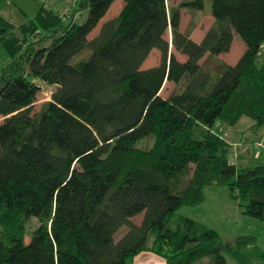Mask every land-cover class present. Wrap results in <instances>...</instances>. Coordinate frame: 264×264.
<instances>
[{"label": "trees", "instance_id": "trees-1", "mask_svg": "<svg viewBox=\"0 0 264 264\" xmlns=\"http://www.w3.org/2000/svg\"><path fill=\"white\" fill-rule=\"evenodd\" d=\"M116 1L79 0L81 24L46 4L22 22L0 14L11 57L0 84V264H127L146 250L167 264H228L226 252L264 264L255 237L226 249L216 230L178 215L225 185L264 222V163L236 164L214 130L244 118L256 136L264 126V0H211L201 43L181 31V9L203 10L204 0L171 10L167 0H122L91 37ZM235 36L245 49L232 65L218 56ZM154 50L160 64L143 69ZM34 79L56 86L37 112ZM166 81L177 86L168 98Z\"/></svg>", "mask_w": 264, "mask_h": 264}, {"label": "rangeland", "instance_id": "rangeland-1", "mask_svg": "<svg viewBox=\"0 0 264 264\" xmlns=\"http://www.w3.org/2000/svg\"><path fill=\"white\" fill-rule=\"evenodd\" d=\"M15 1L20 6H22L25 11L30 15L34 16L36 13V8H33V0H0V13L4 14L6 6L11 2ZM46 1L47 6L53 5L59 13H66L67 16L64 18L65 22L75 21L77 23H83L87 19V11H78V1L79 0H43ZM181 4V0H167V6L171 10L172 8L176 9ZM211 0H204V9L203 10H188V9H181V30L183 32L188 33V35H196L199 36L201 32V27L205 28L208 26H212V15H211ZM124 7V2L122 0H117L110 8L108 14L105 18L102 19L100 24L94 30L91 37L97 35L99 33L102 25L111 20L116 18L121 10ZM41 35V34H40ZM45 35H51V32L45 33ZM43 35V36H45ZM40 38V36L36 35L32 37ZM171 32L168 31L166 34V39L170 42V50L173 52L178 60L184 61L186 57L175 51V48L171 42ZM37 40V39H34ZM49 40L44 39L42 45H48ZM244 43L242 40L235 36L233 41L232 48L230 52L219 55V60L224 62H231L235 59V57L240 55L241 48ZM244 51V50H243ZM261 57L264 60V49L261 53ZM161 60V52L158 50H154L145 63L143 64V69L151 68L158 66ZM207 62L209 65L214 66L215 63L209 62L206 58L202 60V63ZM11 63V57L8 53L6 47L0 40V84H1V76L2 72L5 68H7ZM34 83L40 88V92L37 95V101L34 104V111H39L41 105L44 102L50 101L52 99V94L54 93L56 86L49 85L42 80L34 79ZM177 91V86L173 82L166 81L162 90L161 95L164 98H168L173 93ZM4 118L0 117V123L3 122ZM254 123L253 120L249 118H244L241 122L236 126H227L226 124H218L214 130L216 133L222 135L227 140V130L228 133L231 134L229 138V142L232 144L233 139H237V142L241 144L239 146L238 154H245L246 148H251V153L247 155L245 158L242 157L239 159L236 151L232 154L233 158L232 161L236 164H242L244 162L248 163H256L254 161L255 158H259L261 163H264V143L263 142H256L257 138L255 132L253 130V126H250ZM264 133V126L259 129V140L262 139V134ZM241 135V139L239 136ZM247 142H253L250 146ZM257 143V144H255ZM232 147H236L232 144ZM262 153V154H261ZM243 156V155H242ZM248 160V161H247ZM179 216L187 217L195 220L197 223L202 225L205 228L214 229L216 230L221 237V242L226 249H231L236 247L237 238L240 236H251L256 238V245L264 251V222L252 218L248 215L243 213V208L240 207L239 203L232 197L229 186L220 185V186H213L207 187L205 189V200L195 206V207H183L178 212ZM142 215L135 218V222L140 223L142 220ZM176 218V217H175ZM126 231V228H123L119 232V236H121ZM153 237H150L151 242ZM151 244V243H150ZM254 246L246 247L241 252L243 253V257L246 259L245 262L250 263L253 259L257 258L256 252L253 250ZM145 252H152L150 250H146ZM228 258V264H238L240 257L234 256L231 253H224ZM138 256V255H137ZM136 256V257H137ZM138 258V257H137ZM157 259L156 264L159 262L164 261L165 259L161 255H155V257H150Z\"/></svg>", "mask_w": 264, "mask_h": 264}, {"label": "crops", "instance_id": "crops-1", "mask_svg": "<svg viewBox=\"0 0 264 264\" xmlns=\"http://www.w3.org/2000/svg\"><path fill=\"white\" fill-rule=\"evenodd\" d=\"M33 2V8H36V13H35V15L37 14V12L40 10V8H41V6L43 5V4H46L47 5V3H46V1H43V0H33L32 1ZM11 3L13 4V5H15L14 7L13 6H10L11 5ZM18 7V8H15V7ZM49 7H51V9L52 10H54V11H56V12H59V11H57V9L53 6V5H49ZM1 14V13H0ZM1 15H3L4 17H6L7 19H9L10 21H12V22H15V21H18L19 20V22H22L21 20H22V18H24L25 16L24 15H27V17L28 18H30V17H34V16H30L26 11H25V9L22 7V6H20L18 3H16L15 1H11L7 6H6V9H5V12H4V14H1ZM212 17V22L214 23V21H215V19L213 18V16H211ZM213 23H212V25H213ZM211 28V26H208V27H201V30L199 31V33L201 32V34L199 35V36H194V35H190V38L193 40V41H195V42H197V43H201L202 41H203V39H204V37H205V35H206V33L208 32V30ZM182 32H183V30H181ZM245 49V46L244 45H242V48H241V53H240V55L238 56H236L235 57V59L234 60H232L231 62H227L228 64H232V65H234L238 60H239V58H240V56L242 55V53H243V50ZM220 57V56H219ZM238 125V124H237ZM236 125V126H237ZM254 125V123L252 124V125H250V126H253ZM235 126V127H236ZM231 136V134L230 133H228V130H227V140H229V138L228 137H230ZM259 136H260V134H259V132H258V136H256V138H257V140H256V142H263L264 143V133L262 134V139L261 140H259L258 138H259ZM237 139H238V137H236ZM242 137H241V135L239 136V139H241ZM237 139H233L232 140V144H234L236 147H234L235 148V151H236V153H237V155H238V157H240L241 158V156L243 155H248V154H250L251 153V148H246V153L245 154H241V153H239L238 154V152H239V146H241V144L239 143V142H237ZM255 144H257V143H255ZM263 151H264V147H263ZM262 154V153H261ZM155 253H153V252H142L141 254H139L137 257H135L133 260H131L130 262H128L127 264H156V261H157V259H154V258H150V257H155ZM159 264H167L166 263V260H165V262L164 261H161V262H159Z\"/></svg>", "mask_w": 264, "mask_h": 264}, {"label": "built area", "instance_id": "built-area-1", "mask_svg": "<svg viewBox=\"0 0 264 264\" xmlns=\"http://www.w3.org/2000/svg\"><path fill=\"white\" fill-rule=\"evenodd\" d=\"M264 46V45H263Z\"/></svg>", "mask_w": 264, "mask_h": 264}]
</instances>
